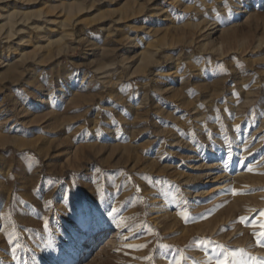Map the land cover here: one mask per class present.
<instances>
[{
	"label": "rangeland",
	"instance_id": "rangeland-1",
	"mask_svg": "<svg viewBox=\"0 0 264 264\" xmlns=\"http://www.w3.org/2000/svg\"><path fill=\"white\" fill-rule=\"evenodd\" d=\"M258 239L264 0H0V264H256Z\"/></svg>",
	"mask_w": 264,
	"mask_h": 264
},
{
	"label": "snow or ice",
	"instance_id": "snow-or-ice-1",
	"mask_svg": "<svg viewBox=\"0 0 264 264\" xmlns=\"http://www.w3.org/2000/svg\"><path fill=\"white\" fill-rule=\"evenodd\" d=\"M254 113H255V110H253V113H250V115ZM225 167H227V165H225ZM248 170L252 171L251 168H249ZM69 196H70V193L66 192L62 200L68 199ZM103 215L104 214L100 212L99 205L96 203L95 200L91 202L87 200L79 201V210L75 217L76 231L82 235L87 234L93 228L100 226L103 220ZM242 222L244 221L242 220ZM45 226L47 227V221L45 222ZM254 235H257V234L254 233ZM257 243L260 246H264V244H262L259 239L257 240ZM143 247H146V245ZM137 250H139V248ZM173 264H178V262L173 261ZM219 264H223V262H219ZM256 264H264V260H257Z\"/></svg>",
	"mask_w": 264,
	"mask_h": 264
},
{
	"label": "bare ground",
	"instance_id": "bare-ground-1",
	"mask_svg": "<svg viewBox=\"0 0 264 264\" xmlns=\"http://www.w3.org/2000/svg\"><path fill=\"white\" fill-rule=\"evenodd\" d=\"M76 259H77V256L76 255H73L72 261H75Z\"/></svg>",
	"mask_w": 264,
	"mask_h": 264
}]
</instances>
